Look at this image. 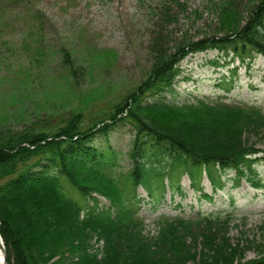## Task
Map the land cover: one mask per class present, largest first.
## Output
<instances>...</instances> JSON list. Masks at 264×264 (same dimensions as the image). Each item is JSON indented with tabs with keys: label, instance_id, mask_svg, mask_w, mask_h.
<instances>
[{
	"label": "trees",
	"instance_id": "1",
	"mask_svg": "<svg viewBox=\"0 0 264 264\" xmlns=\"http://www.w3.org/2000/svg\"><path fill=\"white\" fill-rule=\"evenodd\" d=\"M225 1L221 7L232 9V0ZM251 3L243 24L228 33L172 47L153 41L146 78L114 106L107 120L82 128L75 115L52 133L26 129L0 135L5 264H264V257L239 258L226 233L232 213L161 216L157 237L143 236L137 193L145 192L156 209L166 189L184 195L179 183L171 182V176L181 173L195 189L204 174L212 191H220L229 172L234 185L244 181L264 189L257 171L264 152L241 137L247 127L264 128L261 109L200 100L147 103L172 88L179 63L189 55L216 50L223 58L231 55V61L264 58V0ZM123 121L131 126L133 139L130 169L121 174L114 170L115 152L108 145L96 147L94 141H107ZM72 189L83 199L81 205L71 197ZM194 229L199 231L193 234Z\"/></svg>",
	"mask_w": 264,
	"mask_h": 264
},
{
	"label": "rangeland",
	"instance_id": "2",
	"mask_svg": "<svg viewBox=\"0 0 264 264\" xmlns=\"http://www.w3.org/2000/svg\"><path fill=\"white\" fill-rule=\"evenodd\" d=\"M252 1L232 0L233 8L227 11L221 7L225 0H0V135L26 129L52 133L75 115L82 128L107 120L114 106L146 78L153 41L172 47L238 29ZM230 58L216 50L187 56L179 63L172 88L147 103L200 100L255 106L264 112V58ZM241 137L264 152V128L247 127ZM132 139L131 126L123 121L107 141L98 137L94 144L108 145L116 154L114 170L124 174L130 169ZM257 171L264 183V163ZM181 174L171 176V182L179 183L184 195L166 189L156 209L137 189L144 220L141 234L157 237L161 216L232 213L226 233L232 246L237 245L239 258L264 257V189L255 190L244 181L234 185L232 172L222 177L220 191H212L204 174L195 189ZM71 197L82 204L73 189Z\"/></svg>",
	"mask_w": 264,
	"mask_h": 264
},
{
	"label": "bare ground",
	"instance_id": "3",
	"mask_svg": "<svg viewBox=\"0 0 264 264\" xmlns=\"http://www.w3.org/2000/svg\"><path fill=\"white\" fill-rule=\"evenodd\" d=\"M0 264H5V261H4V255L0 249Z\"/></svg>",
	"mask_w": 264,
	"mask_h": 264
},
{
	"label": "water",
	"instance_id": "4",
	"mask_svg": "<svg viewBox=\"0 0 264 264\" xmlns=\"http://www.w3.org/2000/svg\"><path fill=\"white\" fill-rule=\"evenodd\" d=\"M0 249H1L2 253H3V255H4L5 250H4V247H3V243L1 241V238H0ZM4 261H5V255H4Z\"/></svg>",
	"mask_w": 264,
	"mask_h": 264
}]
</instances>
